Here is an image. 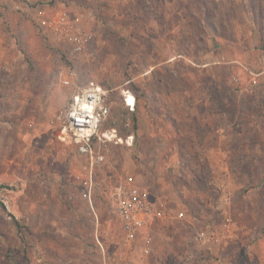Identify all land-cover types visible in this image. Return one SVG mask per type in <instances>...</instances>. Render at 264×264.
<instances>
[{"label": "rangeland", "instance_id": "374dc122", "mask_svg": "<svg viewBox=\"0 0 264 264\" xmlns=\"http://www.w3.org/2000/svg\"><path fill=\"white\" fill-rule=\"evenodd\" d=\"M92 81L117 136L91 179L59 117ZM0 264H264V0H0Z\"/></svg>", "mask_w": 264, "mask_h": 264}, {"label": "built area", "instance_id": "2783aa9c", "mask_svg": "<svg viewBox=\"0 0 264 264\" xmlns=\"http://www.w3.org/2000/svg\"><path fill=\"white\" fill-rule=\"evenodd\" d=\"M86 40L84 33H78L77 36H70L74 49L79 52L83 49V42ZM68 76L73 77L74 72L69 70ZM64 73H61L63 78ZM67 84L70 82L65 80ZM109 91L96 82H89L86 87L80 89L74 96L68 108L60 116L59 139L67 144H74L78 147L81 155L90 160V175L92 179L93 168L95 164L104 162L105 157L95 150V141L116 137V130L112 129L100 136V130L111 112L107 103ZM126 93L125 102L130 110H134L135 98L130 102V95ZM122 141V140H119ZM127 143L132 145L133 136H129ZM91 193V191H90ZM106 199L113 211L118 215L122 222L123 229L132 240L139 236L145 227L150 213L146 206V201L139 187L136 186L130 177L121 179L116 186L106 191ZM180 218L184 213L179 214Z\"/></svg>", "mask_w": 264, "mask_h": 264}, {"label": "bare ground", "instance_id": "6f19581e", "mask_svg": "<svg viewBox=\"0 0 264 264\" xmlns=\"http://www.w3.org/2000/svg\"><path fill=\"white\" fill-rule=\"evenodd\" d=\"M130 97H132V96H130Z\"/></svg>", "mask_w": 264, "mask_h": 264}]
</instances>
